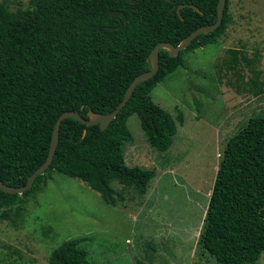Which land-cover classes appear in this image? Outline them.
Masks as SVG:
<instances>
[{"label":"trees","instance_id":"16d2710c","mask_svg":"<svg viewBox=\"0 0 264 264\" xmlns=\"http://www.w3.org/2000/svg\"><path fill=\"white\" fill-rule=\"evenodd\" d=\"M219 0H29L12 11L0 3V180L24 187L47 160L54 128L65 112L112 113L135 78L149 71L157 44L178 46L195 30L216 23ZM185 5H187L185 7ZM196 6L202 13L192 9ZM231 0L217 30L196 37L178 57L160 51L156 75L140 83L106 130L68 118L60 127L53 162L22 195L0 190V223L18 227L26 203L62 174L98 192L115 207L126 197L113 183L147 195L153 169L131 167L125 145L133 141L128 120L137 115L149 147L167 153L178 134L174 118L152 99L159 84L187 68L185 54L217 43L229 28ZM181 7L180 14L178 8ZM228 50L229 70L246 60ZM260 72L243 90L264 93ZM201 106L197 104L199 111ZM134 197V198H135ZM87 238L54 249L49 264H94L82 248ZM197 255L214 264H257L264 254V112L252 116L228 140L198 238ZM17 253V252H16ZM14 264V263H12Z\"/></svg>","mask_w":264,"mask_h":264},{"label":"rangeland","instance_id":"374dc122","mask_svg":"<svg viewBox=\"0 0 264 264\" xmlns=\"http://www.w3.org/2000/svg\"><path fill=\"white\" fill-rule=\"evenodd\" d=\"M1 2L12 11L29 5ZM230 14L226 35L185 54L187 68L152 93L174 118L184 116L172 148L152 150L138 116L128 120L133 141L125 145L127 164L156 172L145 198L114 182L126 201L113 207L84 182L55 174L26 203L22 224L0 223V264H49L54 249L83 237L94 264H214L196 251L221 155L240 127L264 112V93L243 90L256 72L264 89V0H231ZM230 49L244 51L250 64L240 60L229 70ZM257 264H264V254Z\"/></svg>","mask_w":264,"mask_h":264},{"label":"water","instance_id":"95a60500","mask_svg":"<svg viewBox=\"0 0 264 264\" xmlns=\"http://www.w3.org/2000/svg\"><path fill=\"white\" fill-rule=\"evenodd\" d=\"M187 5H185L186 7ZM226 6V0H219L218 3V19L216 23L208 26H203L194 32H192L188 37H186L182 42L178 45L175 46L171 43L168 42H161L156 45V47L153 49V51L150 53L148 57V63L151 65V69L149 71H146L142 73L141 75L137 76L135 80L131 83L129 88L127 89L125 93V97L123 101L118 105V107L109 114H98L90 110L88 112L89 119H85L82 115H80L77 112H65L63 113L59 119L56 122L52 140H51V146L48 154V158L46 162L39 167L29 178L28 183L24 187H10L6 184H4L0 180V190L8 193V194H19L22 195L24 192L28 191L34 184L35 180L43 175L46 170L49 168L51 163L53 162L59 140H60V127L62 125V122L68 118L75 119L82 123L83 125L87 126H95V125H100L101 130H106L110 124L117 118L119 112L126 106L128 101L131 99L136 87L145 81H148L152 79L156 73L159 71L160 68V51L161 50H167L169 55L171 57H178L180 53L184 50H186L192 43V41L198 37L201 34H209L211 32H214L219 28L221 25L223 18H224V10ZM190 8L198 11L199 13H202L200 9L196 6L189 5ZM181 7L178 8V14H180Z\"/></svg>","mask_w":264,"mask_h":264}]
</instances>
